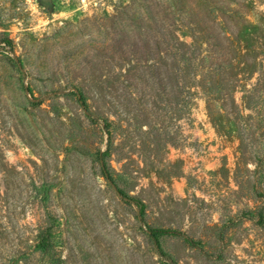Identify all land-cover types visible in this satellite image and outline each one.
<instances>
[{"label": "rangeland", "instance_id": "374dc122", "mask_svg": "<svg viewBox=\"0 0 264 264\" xmlns=\"http://www.w3.org/2000/svg\"><path fill=\"white\" fill-rule=\"evenodd\" d=\"M264 0H0V264H264Z\"/></svg>", "mask_w": 264, "mask_h": 264}, {"label": "trees", "instance_id": "16d2710c", "mask_svg": "<svg viewBox=\"0 0 264 264\" xmlns=\"http://www.w3.org/2000/svg\"><path fill=\"white\" fill-rule=\"evenodd\" d=\"M258 215H259V217L261 218V219H264V216H263V214L260 212V213H258Z\"/></svg>", "mask_w": 264, "mask_h": 264}, {"label": "water", "instance_id": "95a60500", "mask_svg": "<svg viewBox=\"0 0 264 264\" xmlns=\"http://www.w3.org/2000/svg\"><path fill=\"white\" fill-rule=\"evenodd\" d=\"M43 1H47V0H43Z\"/></svg>", "mask_w": 264, "mask_h": 264}]
</instances>
